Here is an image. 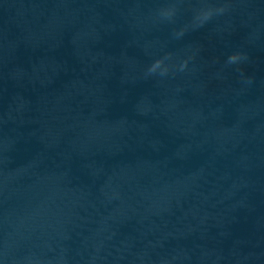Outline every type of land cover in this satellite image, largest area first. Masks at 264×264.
<instances>
[{
	"label": "water",
	"instance_id": "water-1",
	"mask_svg": "<svg viewBox=\"0 0 264 264\" xmlns=\"http://www.w3.org/2000/svg\"><path fill=\"white\" fill-rule=\"evenodd\" d=\"M0 264H264V0H0Z\"/></svg>",
	"mask_w": 264,
	"mask_h": 264
},
{
	"label": "clouds",
	"instance_id": "clouds-1",
	"mask_svg": "<svg viewBox=\"0 0 264 264\" xmlns=\"http://www.w3.org/2000/svg\"><path fill=\"white\" fill-rule=\"evenodd\" d=\"M231 59L235 60V59H236V57H232Z\"/></svg>",
	"mask_w": 264,
	"mask_h": 264
}]
</instances>
